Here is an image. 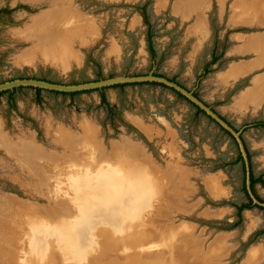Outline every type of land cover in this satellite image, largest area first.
<instances>
[{"label":"rangeland","instance_id":"374dc122","mask_svg":"<svg viewBox=\"0 0 264 264\" xmlns=\"http://www.w3.org/2000/svg\"><path fill=\"white\" fill-rule=\"evenodd\" d=\"M263 2L0 0V85L143 79L73 95L46 87L38 92L34 85L0 90V133L12 142L32 140L42 152L33 161L38 178L0 143V196L18 201L2 208L0 264H37L54 224L72 215V186L58 188L51 175L68 162L81 163L83 173L92 170L78 180L96 197L106 190L121 199L130 179L141 186L147 197L142 225L168 238L165 246L176 259L163 264H182V256L183 264H244L253 247L262 256L249 264H264V99H250L254 81L264 78ZM86 144L97 155L80 149ZM181 185L188 188L184 194ZM76 191L73 196L82 194ZM167 194L175 200L164 207ZM160 243L142 241L135 251H156ZM212 243L217 250L229 247L220 257Z\"/></svg>","mask_w":264,"mask_h":264},{"label":"bare ground","instance_id":"6f19581e","mask_svg":"<svg viewBox=\"0 0 264 264\" xmlns=\"http://www.w3.org/2000/svg\"><path fill=\"white\" fill-rule=\"evenodd\" d=\"M190 2H191V0H190ZM184 9H185V7H184ZM197 14H198V12H197ZM235 14H237V13H235ZM231 16H233V15H231ZM81 24H83V23H81ZM73 26H76V24L72 25L71 27H73ZM88 26H90V25H88ZM77 27H78V24H77ZM95 30H96V28H95ZM33 35H35V33ZM37 35H39V33ZM65 35L66 34H64V36ZM60 37L58 35V38H60ZM56 38H55V41H56ZM48 43H50V42H48ZM259 43H261V42H259ZM243 48H245V47H243ZM263 48H264V45H263ZM53 49H56V46ZM50 51L51 50H49L48 52H50ZM51 53H53V52L51 51ZM51 53H49V54H51ZM240 72H239V74H240ZM242 72H244V71H242ZM230 74H231V72H230ZM232 74H234V72ZM254 82H255V85H256V89H254V90L251 89L250 99L253 98V101H255L258 98L263 100L264 99L263 98L264 97V78H258V79L256 78V80ZM71 133H73V132H71ZM69 136H71V135H69ZM69 138H72L70 140H76L77 137L75 136V139H74V137H69ZM31 141H28V140L25 139V140H20V141H17V142H12V140L6 138L4 135H2V133H0V143L3 144L6 153H8L9 155H12V156L15 157V160H16L17 164L20 166V168L23 167L26 170V172L33 171V174H35L34 176L37 175V177L39 178L40 177V171H39L40 167H36L35 163L33 164V161H34V159L40 157V154H42V152ZM136 147H134V149ZM97 148H98V146H97ZM80 149L88 150V152L90 154L91 153L92 154L96 153V155H97V149H95V147L91 146L90 144H86L83 147H81ZM132 150H133V148L131 149V151ZM110 152H111V150H110ZM90 154L86 155V159H85L86 161L90 160V156H91ZM110 154H112V152ZM98 158L96 157V159H98ZM130 158L132 159L133 157H130ZM73 159H75V158H73ZM76 161H78V160H74V163H78ZM127 163H129V162H127ZM127 163H126V165H127ZM137 163H138V161H137ZM40 165L41 164H39V166ZM55 165L57 166V164H54V166ZM80 165H81V163H80ZM80 165H76V164H72L71 162H68V163H66V165H64L61 168V170H54L55 168L54 169L51 168V171H52L51 175L54 176L55 180L57 181V183L59 185L58 188L63 186L62 183H64V185H71L72 186L71 187L72 188V192L70 193V196L72 195V197H70V198H71V200H73L72 202L74 204L71 205V206H73V208L70 209V211H72L73 213H71L72 215L70 217H68V218L66 217L67 219L63 220V222H61V223L59 222L60 224H58V225L54 224V229H53L54 231L52 230L53 233H54V236L48 242L43 243V245H42L43 246V250L42 251H43V253L44 252L45 253L43 255H41L39 259L36 258V261H38L37 264H47V263L48 264H163V263H166V262L176 261V259H174V257L170 254V252H169L170 250L168 249V247L165 246L164 242H167L168 238L167 239L166 238H162V237H160V238L158 237L157 238L150 230L146 229L142 225L140 214H141V211H142L141 210L142 206H144L145 203L147 202V197L145 195H143V190H142L141 186L139 184H137L136 182H133V179H130L129 183L131 185L130 184L127 185V187H126L121 199H117L114 196L115 194L112 195L111 193H109L106 190L101 191L102 195H99L98 197L93 196L92 195L93 193L92 194H88V192L85 191V187L88 188V186H87V183L84 182V179H80L79 178V180H78V176L83 173L78 168ZM130 165H132V163ZM137 165H139V164H137ZM118 166H117V168H118ZM133 168H134V166H133ZM142 170H143V168H142ZM54 171H55V174H54ZM91 171L92 170H86L85 173H83V174L90 175ZM119 171L121 173L120 169H119ZM187 171L188 170L183 169L182 170V175L183 176L187 175V173H188ZM157 173H159V172H157ZM153 175L156 176V174H153ZM97 177H98L97 180L101 179V177H99V176H97ZM87 179L89 180V178H87ZM164 179H166V178H164ZM160 181H161V179H160ZM89 182H90V180H89ZM209 183H211V186H213V189L216 190L215 189L216 187H215L214 183H212L210 181H209ZM169 185H170L169 187L173 188V191L172 190L171 191L175 192L174 189H176L178 187V186H176L177 185V183H176V175H174V176H172L170 178ZM96 186H97V184H96ZM155 188H157V187H155ZM60 189H62V188H60ZM76 189L79 190L80 193H82L78 197L73 196L77 192ZM96 189H97V187H96ZM179 189H181L182 193L184 194V193H186V189H188V188H186L184 185H181L179 187ZM221 192H222V190H221ZM112 193H113V191H112ZM105 195H106V197H109L110 199L112 198V201L115 202V203L108 204V200L105 197ZM168 195L169 194H167V199L164 200V202H161L164 205V207L167 206V203L169 205H171L170 201H168V199L175 200V198L171 196V195H174V194H171L170 196H168ZM176 201H178V200H176ZM102 203H104V206H101ZM4 204L5 205H10L11 207H13L16 204H18V201L12 195H6V196L1 195L0 196V238L3 237V235H4L3 232H5V231H3V226L1 224V221H2V218H3V215H4V213H3L4 211L2 210V208L5 207ZM54 204H56V203H54ZM182 206H184L186 208H189L187 205L186 206L184 205L183 201H182ZM17 209H18V207H17ZM25 210H26V208L24 207L23 211H25ZM32 212H34V211H32ZM166 212L169 213V210H166ZM214 212H216V210H214ZM31 214L32 213H30V215ZM36 214H37V212H36ZM21 215H23V214H21ZM32 217H33V215H32ZM60 217L58 219H60ZM55 218H57V216ZM27 219H29V218L27 217ZM63 219H64V217H63ZM31 220H29V223L32 222ZM89 224L91 225V227H90ZM51 226H52V224H51ZM160 227L161 226L159 225V228ZM184 231H185V229L182 227V237L185 234L188 235L187 233L184 234ZM142 241H144L145 243L154 242V244L158 243V241H160L161 242L160 243L161 247H160V249H157L156 251H151V250L147 251V252H141L140 251V253H138L135 250H137V248L139 249L140 243ZM219 242H225V241L219 240L218 243ZM149 245H151V244H149ZM227 245H229V244L224 243V245L220 246L221 249H219L220 247L218 248L219 250H217V247L219 245L216 246L215 243H212L211 247L210 246L209 247L212 250L211 251L212 254H215L217 252L218 253L221 252L220 255H218V256L221 257L225 253L226 249L229 247ZM156 247H159L158 244H157ZM184 247H185V243L182 242V249H184ZM150 248H152V247H150ZM259 250L257 248H255V247L251 248L250 251H249L250 252L249 256H248L249 258L244 261V264H249V262L251 263L253 261H256V262L259 261L261 256H262V253H260ZM218 256L216 257V260L220 259V258H218ZM179 259H180V257H179ZM183 259H184V257L182 256V264H183ZM7 260L11 261L9 259V257L7 258ZM31 261L33 262L32 259H31ZM31 261L29 260V262H31ZM12 264H15V262H12Z\"/></svg>","mask_w":264,"mask_h":264},{"label":"water","instance_id":"95a60500","mask_svg":"<svg viewBox=\"0 0 264 264\" xmlns=\"http://www.w3.org/2000/svg\"><path fill=\"white\" fill-rule=\"evenodd\" d=\"M150 78L155 79L152 76H150ZM134 80H143V79H137V78L129 79L125 77H119V78H113V79H108V80H102V81H98L95 83L92 82V83L75 84V85L52 84V83H48L43 80H36V79H25V80L19 79V80H15L12 82H7L5 84H1L0 90L5 89V88H12L16 85H34L36 87H46V88H50V89H54L58 91L69 92V91L85 90V89L93 88V87H102L106 85H112V84L118 83L119 81H134Z\"/></svg>","mask_w":264,"mask_h":264},{"label":"trees","instance_id":"16d2710c","mask_svg":"<svg viewBox=\"0 0 264 264\" xmlns=\"http://www.w3.org/2000/svg\"><path fill=\"white\" fill-rule=\"evenodd\" d=\"M152 51V50H151ZM152 53H153V51H152ZM137 83V82H136ZM125 84H128V83H115V84H112V85H110V86H123V85H125ZM35 89L39 92L40 91V87H35ZM54 91H56V92H59V93H64V94H70V95H73V94H77V93H79V92H82L83 90H77V91H69V92H67V91H58V90H54ZM100 98H101V102L102 103H107L106 102V98H105V96L101 93V95H100ZM255 181H251V184H253ZM249 207V206H248Z\"/></svg>","mask_w":264,"mask_h":264}]
</instances>
